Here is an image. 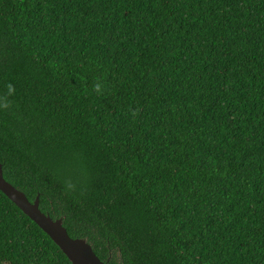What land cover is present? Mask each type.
Wrapping results in <instances>:
<instances>
[{"label": "trees", "instance_id": "obj_1", "mask_svg": "<svg viewBox=\"0 0 264 264\" xmlns=\"http://www.w3.org/2000/svg\"><path fill=\"white\" fill-rule=\"evenodd\" d=\"M9 84L5 178L102 261L264 264V0H0ZM0 264H73L1 190Z\"/></svg>", "mask_w": 264, "mask_h": 264}, {"label": "water", "instance_id": "obj_2", "mask_svg": "<svg viewBox=\"0 0 264 264\" xmlns=\"http://www.w3.org/2000/svg\"><path fill=\"white\" fill-rule=\"evenodd\" d=\"M0 190L28 215L60 247L73 264H107L95 253L86 238H73L63 224V218L54 219L40 208V197L30 201L27 195L4 176L0 162Z\"/></svg>", "mask_w": 264, "mask_h": 264}, {"label": "clouds", "instance_id": "obj_3", "mask_svg": "<svg viewBox=\"0 0 264 264\" xmlns=\"http://www.w3.org/2000/svg\"><path fill=\"white\" fill-rule=\"evenodd\" d=\"M94 90L97 93L101 92V84L99 82H97L94 85ZM14 91H15V89H14L13 85H11V84L7 85V92L3 96H0V108H3L6 110L8 107H10L11 101H10L9 97L14 94ZM66 187L71 189L73 187V185H71V183H67Z\"/></svg>", "mask_w": 264, "mask_h": 264}]
</instances>
